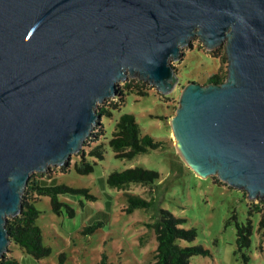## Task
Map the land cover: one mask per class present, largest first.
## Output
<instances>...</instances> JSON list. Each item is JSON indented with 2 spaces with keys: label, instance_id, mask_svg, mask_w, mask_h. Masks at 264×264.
Here are the masks:
<instances>
[{
  "label": "water",
  "instance_id": "95a60500",
  "mask_svg": "<svg viewBox=\"0 0 264 264\" xmlns=\"http://www.w3.org/2000/svg\"><path fill=\"white\" fill-rule=\"evenodd\" d=\"M197 34L225 78L188 80L170 118L198 175L264 200V0H0V255L29 174L79 150L96 105L137 75L167 93Z\"/></svg>",
  "mask_w": 264,
  "mask_h": 264
},
{
  "label": "rangeland",
  "instance_id": "374dc122",
  "mask_svg": "<svg viewBox=\"0 0 264 264\" xmlns=\"http://www.w3.org/2000/svg\"><path fill=\"white\" fill-rule=\"evenodd\" d=\"M224 46L223 41L209 49L197 34L193 35L181 46L179 57L169 59L177 78L167 93H160L147 80H143L146 95L127 92L123 103L112 110L111 116L97 117L80 146L86 159L93 163L91 172L78 173L75 170L74 163L81 156L79 150L71 153L64 170L62 163L34 171L49 181L87 188L93 197H87L83 192L59 194L58 198L74 210L69 215L63 205L61 212L53 211L48 195L33 194L32 199H35L34 204L39 210L36 223L41 228L42 242L49 245L50 252L35 258L22 246L9 240L2 255L15 257L19 264H94L102 254L106 255L109 264H147L151 261L156 239L146 223L157 217L160 208H165L181 218V227L195 230L192 239L179 238L177 242L181 245H200L207 250L205 254L190 255V264H264V233L261 236L257 231L260 213L253 212L249 216L253 225L251 241L242 250L248 256L246 262L236 249L235 221L231 218L227 222L232 215L238 222H245L248 203L257 202L258 198L249 199L245 190L227 184L217 175L196 174L182 158L170 126L180 91L188 80L204 84L215 71L226 74ZM128 78L134 81L140 79L137 75H128ZM115 97H106L99 104ZM122 112L133 113L141 132L150 134L162 144L131 158L116 157L107 140L115 120ZM100 141L104 142L103 156L99 158L87 154ZM134 165L156 169L159 177L151 193L147 192V185L138 183H131L125 189L145 198L153 197V204L149 208L136 207L126 212L125 190L109 186L106 176L114 169ZM93 223L96 226L92 231H84L86 226ZM140 235L143 237L141 242Z\"/></svg>",
  "mask_w": 264,
  "mask_h": 264
},
{
  "label": "trees",
  "instance_id": "16d2710c",
  "mask_svg": "<svg viewBox=\"0 0 264 264\" xmlns=\"http://www.w3.org/2000/svg\"><path fill=\"white\" fill-rule=\"evenodd\" d=\"M225 75L218 71L210 74L206 82H221ZM144 81L128 78L117 88L116 97L110 99L107 103L97 104L96 112L100 116H111L112 110L118 109L123 103L127 92L134 91L139 95H146L147 90L144 87ZM105 138V133L102 135ZM84 142V141H83ZM116 157L131 158L137 153L144 152L149 148H156L161 143L155 140L150 134L142 133L133 113L122 112L115 120L111 136L107 140ZM164 142V141H163ZM103 141L94 144L87 152L101 158L103 156ZM80 159L74 163V168L78 173H89L93 170V163L85 157L83 148H79ZM69 160H66L61 166L62 170L67 167ZM159 177L156 169L148 168L142 165H134L119 170H112L106 176V183L109 186L118 189H127L131 183L147 185V192L153 191V184ZM65 192H83L87 197H93L87 188H74L65 183L49 181L43 178L37 172H31L27 178L26 184L21 193V206L18 213L8 215L5 220V227L8 237L11 241L22 246L26 252L35 258H40L50 252V247L42 242L41 228L36 223L39 210L36 208L32 199L33 194L48 195L49 203L53 211L61 212L62 205L67 208L68 214L72 215L74 210L67 203L61 201L58 195ZM126 196V212H131L136 207L149 208L153 204V197L145 198L140 194L124 191ZM244 193V191H243ZM245 195V193H244ZM248 216L245 222H238L235 216L231 218L236 226V249L241 252V256L246 262L247 254L242 252L243 248L249 246L252 233V221L249 217L253 212H259L260 216L257 222V231L262 236L264 233V200L258 198L257 202L248 203ZM181 218L174 215L170 210L160 208L157 217L151 222H147L148 228L154 232L156 247L151 255V261L147 264H190L189 256L197 253H207L200 245H181L177 242L179 238L192 239L195 235L193 228H184L179 225ZM96 226V223L86 226L84 231L90 232ZM143 241L140 235V242ZM0 264H19V261L12 256L1 255ZM94 264H109L106 261V255L102 254L100 259Z\"/></svg>",
  "mask_w": 264,
  "mask_h": 264
}]
</instances>
